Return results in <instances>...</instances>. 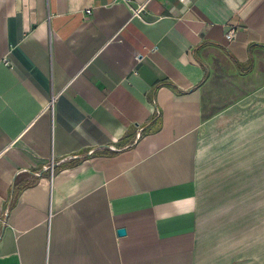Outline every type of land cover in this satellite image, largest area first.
Listing matches in <instances>:
<instances>
[{
	"label": "crops",
	"instance_id": "crops-1",
	"mask_svg": "<svg viewBox=\"0 0 264 264\" xmlns=\"http://www.w3.org/2000/svg\"><path fill=\"white\" fill-rule=\"evenodd\" d=\"M143 3L0 0V264H264L199 183L264 162V0Z\"/></svg>",
	"mask_w": 264,
	"mask_h": 264
},
{
	"label": "rangeland",
	"instance_id": "rangeland-1",
	"mask_svg": "<svg viewBox=\"0 0 264 264\" xmlns=\"http://www.w3.org/2000/svg\"><path fill=\"white\" fill-rule=\"evenodd\" d=\"M256 133L257 131L250 130L251 145L246 151L251 153L250 158L257 157L252 155L258 149L252 143L258 138ZM230 149L231 147L219 145L217 152L207 155L208 160L200 163L199 183L203 207L205 206L203 210L208 216H221L222 213L241 212L231 210V207L233 204L234 208H241L236 203L243 202L244 212L249 213L253 221L258 218L264 220V162L230 160L242 157L240 154L243 152L241 147L240 151ZM256 226L252 225L251 231Z\"/></svg>",
	"mask_w": 264,
	"mask_h": 264
},
{
	"label": "built area",
	"instance_id": "built-area-1",
	"mask_svg": "<svg viewBox=\"0 0 264 264\" xmlns=\"http://www.w3.org/2000/svg\"><path fill=\"white\" fill-rule=\"evenodd\" d=\"M117 1L127 4L130 7V9H131V16L132 17H139V18L141 17L142 12L144 11V8H145V5H146L145 3H143V4H138L136 6H132L131 5V0H117ZM86 12L89 13L90 10L87 9ZM234 31H235V29H234V27H232L225 34V37L227 39L233 38ZM4 62L7 63V61H4ZM52 102H53V99H51V102H50V105H49L50 107L52 106ZM54 166H55V163L51 160L50 163L46 167V170L49 171L51 176H52V173H53Z\"/></svg>",
	"mask_w": 264,
	"mask_h": 264
},
{
	"label": "water",
	"instance_id": "water-1",
	"mask_svg": "<svg viewBox=\"0 0 264 264\" xmlns=\"http://www.w3.org/2000/svg\"><path fill=\"white\" fill-rule=\"evenodd\" d=\"M117 234L118 235H124L125 234V229L124 228L117 229Z\"/></svg>",
	"mask_w": 264,
	"mask_h": 264
}]
</instances>
